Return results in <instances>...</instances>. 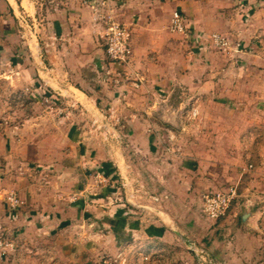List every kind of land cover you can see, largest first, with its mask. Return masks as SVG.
<instances>
[{"label": "crops", "instance_id": "1", "mask_svg": "<svg viewBox=\"0 0 264 264\" xmlns=\"http://www.w3.org/2000/svg\"><path fill=\"white\" fill-rule=\"evenodd\" d=\"M246 1L250 9L257 5ZM237 2L0 0V88L43 103L46 88L55 87L89 117L85 126L83 116L65 113L69 121L60 118L57 132L47 112H33L20 126L0 129V229L15 244L0 264H97L99 239L102 253L118 240L152 247L168 260L185 247L183 256L198 264H264V166L258 164L264 158L247 162L241 151L242 132L257 122L217 118L259 113L260 103L244 106L257 94L255 72L247 82L236 80L237 92L222 74L233 63L215 71L208 49L224 27L229 34L241 30ZM110 11L130 30L132 55L124 68L105 55L100 18ZM174 12L187 36L170 31ZM253 23L249 30L260 27ZM243 67L255 69L239 64L236 71ZM117 70L128 72L119 83ZM2 99L0 91V117ZM86 171L102 180L116 175L125 190L127 205L107 206L103 222L78 196L88 188L71 191L88 179ZM230 185L241 195L239 206L208 219L203 196ZM11 192L21 201L14 214L5 205ZM100 221L109 229L103 234L95 231Z\"/></svg>", "mask_w": 264, "mask_h": 264}, {"label": "rangeland", "instance_id": "2", "mask_svg": "<svg viewBox=\"0 0 264 264\" xmlns=\"http://www.w3.org/2000/svg\"><path fill=\"white\" fill-rule=\"evenodd\" d=\"M256 2L257 5L250 9L248 7L249 3L246 0H238L235 8L239 9L240 18L236 21V23L238 26H242L241 30L235 34H229L224 31L226 30V27H224L222 30L223 32L221 31L214 34L223 37L226 41V46L220 47L211 41L208 47L209 51L214 53V56L210 60L216 62L217 64V67H213L215 71L221 72L222 65L225 66L226 63L227 65H231V63H233V67H224L225 70L222 68V74L223 78L227 82H233V86L236 88L237 92L240 90L239 87L237 88L238 84L240 83L236 82V80H239L240 78L247 82L248 75L252 71L255 72V74H253L254 76L251 74V77H255V80L252 83H254L256 86L257 94H253L252 98H247L244 100V106L247 109L249 106L256 108L254 107L256 103H260V106L256 105L259 106L257 107L259 113L256 114L250 112V108V110H248L250 114H244L243 116L236 114L229 115L221 112H219V115H217V118L219 117V120L222 119V121L225 123L235 124L238 122H257L255 124L253 123L254 125L250 127L252 129H247L246 131L242 132L241 140L244 141V144L241 147V151L242 155L244 154L243 157L247 162H252V160L255 162L256 160L258 161L259 159L264 158V0H257ZM253 22L258 23L260 27L256 30L254 28L249 30V26L253 25ZM254 51H256V54H254ZM239 64H249L255 67L257 72L255 69L249 70L248 68L244 67L242 68L243 70L241 72H238L236 70L238 69ZM240 86H243V84L241 83ZM250 86L253 87L254 85L250 84ZM53 88L55 90H53L51 87L46 88V102L43 101V103L40 100H37V98L28 99L23 92H9L8 90H5L4 87L0 88L2 95H4L2 102L6 109L5 112H3V115L0 117V129L9 127V125L20 126L33 112H47L48 115L46 120L55 126H59L57 132L60 130V118L63 119V122H65L64 119L69 121L65 114L68 112H70V114L72 112L77 114L75 115V118L78 116H83L79 121L82 125L85 124L86 126L87 122H89V117L82 113L80 107H74L71 105V102L68 99L61 98L60 89L55 87ZM261 91L262 96H260ZM63 109L65 111H61L60 113V110ZM207 118V121H209L210 117ZM192 133L193 137L195 134L198 135L199 132L194 131ZM48 149H56V147H51ZM59 150L60 149H58V151ZM258 164L260 166H264L263 163ZM31 166L34 168V170H39V168H36L37 166L43 167L40 166V163H31ZM103 174L105 173L103 172ZM86 175L88 179H80L77 183L79 188L72 187L71 191L77 192L79 189L88 188L84 194H78V196L86 200L87 203H91V206L97 208V216L103 222V220L107 218L105 212H110L107 206L117 207L122 203L126 204L124 198L125 190L121 180L116 175H113L114 178L112 179L105 178L104 180L97 178L95 171H86ZM92 218L93 216L88 215L86 219ZM102 222L100 221L95 228V231L101 234L109 230L105 229V227L101 224ZM117 228V224H114L113 231ZM81 230L83 233L85 231L84 227L81 228ZM95 246L97 248V264H198V262L194 259L189 260L183 256L184 252H187L185 247H179L177 250L171 251V254L174 256V258L171 256V258L168 260L167 257L159 255L156 252V249H153L152 247L143 248L135 243H130L127 246L118 240H114L111 253L109 251L102 253L103 250L101 248L104 245L101 243L100 239L96 242ZM82 247H84V245ZM98 250H100L99 253ZM181 250L183 253L180 252Z\"/></svg>", "mask_w": 264, "mask_h": 264}, {"label": "built area", "instance_id": "3", "mask_svg": "<svg viewBox=\"0 0 264 264\" xmlns=\"http://www.w3.org/2000/svg\"><path fill=\"white\" fill-rule=\"evenodd\" d=\"M100 21L104 24L102 39L105 55L111 63L117 64L121 68L126 67L132 55L129 28L121 23L112 11L106 16L101 17ZM170 31L184 36L188 34V28L181 14L178 12L172 14ZM211 38L215 45L220 47L226 46V41L223 37L214 34ZM127 73L124 70H117L115 72V83H119L118 79H120L122 74L128 76ZM195 115L196 111L193 110L192 116L195 117ZM238 195L236 186H227L219 191L204 195L201 205L203 215L213 221L226 217L235 205ZM5 205L7 212L14 214L20 207L21 201L15 192H11L6 197ZM14 250L15 244L13 239L8 235L6 230L0 229V258L6 257Z\"/></svg>", "mask_w": 264, "mask_h": 264}, {"label": "water", "instance_id": "4", "mask_svg": "<svg viewBox=\"0 0 264 264\" xmlns=\"http://www.w3.org/2000/svg\"><path fill=\"white\" fill-rule=\"evenodd\" d=\"M241 201H242L241 195H238L237 198H236V202H235V204H236L237 206H239V204H240Z\"/></svg>", "mask_w": 264, "mask_h": 264}]
</instances>
